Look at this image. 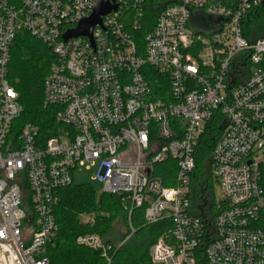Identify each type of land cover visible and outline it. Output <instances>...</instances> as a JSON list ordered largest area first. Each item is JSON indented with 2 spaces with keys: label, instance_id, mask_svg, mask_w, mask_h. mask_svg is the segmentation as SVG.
Returning a JSON list of instances; mask_svg holds the SVG:
<instances>
[{
  "label": "built area",
  "instance_id": "built-area-1",
  "mask_svg": "<svg viewBox=\"0 0 264 264\" xmlns=\"http://www.w3.org/2000/svg\"><path fill=\"white\" fill-rule=\"evenodd\" d=\"M96 1L0 0V264H50L59 190L96 162L101 192L120 195L129 219L145 206L147 223L166 222L149 264H264V38L243 33L262 0H157L142 44L133 33L144 0H115L92 39H65ZM24 30L54 54L44 105L55 108L57 128L45 141L35 124H16L23 106L11 51ZM150 68L167 82L155 84ZM212 121L221 127L209 165L220 196L202 216L191 183ZM169 158L174 173L156 168ZM77 243L111 263L114 245L99 233Z\"/></svg>",
  "mask_w": 264,
  "mask_h": 264
},
{
  "label": "trees",
  "instance_id": "trees-1",
  "mask_svg": "<svg viewBox=\"0 0 264 264\" xmlns=\"http://www.w3.org/2000/svg\"><path fill=\"white\" fill-rule=\"evenodd\" d=\"M143 5L145 17L142 29L133 33L138 44L143 43V37L153 27L158 12L163 7L157 0H144ZM243 33L249 41L264 38V0L249 13L247 21L244 22ZM11 56L10 79L19 92L23 106L16 124L22 125L27 122L35 124L38 127L39 138L45 141L55 134L57 128L55 108L44 105V80L54 61V54L46 43L24 30L17 34ZM151 72L155 84L167 82L165 76L153 68ZM159 86H155V93L163 97ZM220 134L221 127L217 125V121H212L195 151L196 167L191 183V204L193 210L202 216L212 213L215 207L216 180L210 172L209 165L212 149ZM176 167L177 162L171 158L156 165L157 169L172 173ZM59 193L60 200L54 210L59 232L49 245L50 264H106L100 252L77 243L80 234L90 232L99 233L114 245L110 264H149L150 248L164 230L166 224L164 220L153 224L147 223L144 216L145 206L135 208L129 219L120 195L97 193L88 183L74 182L60 189ZM91 212L96 213L95 223L81 222L80 215ZM119 219L123 220L128 231L116 244L111 234L114 231V222ZM127 236L129 238L118 246Z\"/></svg>",
  "mask_w": 264,
  "mask_h": 264
},
{
  "label": "rangeland",
  "instance_id": "rangeland-1",
  "mask_svg": "<svg viewBox=\"0 0 264 264\" xmlns=\"http://www.w3.org/2000/svg\"><path fill=\"white\" fill-rule=\"evenodd\" d=\"M100 162H96L89 169H84L83 171L77 172L75 174V183H88L92 185L97 193L102 191V182L98 177V172L103 173L104 170H100ZM215 194L217 198L220 196L219 188L215 186ZM113 233L111 236L114 238V242L117 244L124 237L125 233L128 231L122 219L114 222Z\"/></svg>",
  "mask_w": 264,
  "mask_h": 264
},
{
  "label": "water",
  "instance_id": "water-1",
  "mask_svg": "<svg viewBox=\"0 0 264 264\" xmlns=\"http://www.w3.org/2000/svg\"><path fill=\"white\" fill-rule=\"evenodd\" d=\"M114 1L115 0H97L93 13L88 18L81 20L74 29L67 31L64 38L68 39L70 37L85 35L92 39L93 28L96 24L101 23L102 16L117 8V4L114 3Z\"/></svg>",
  "mask_w": 264,
  "mask_h": 264
}]
</instances>
